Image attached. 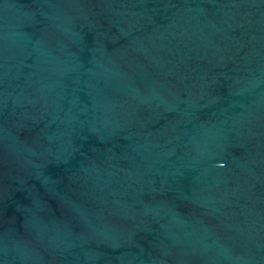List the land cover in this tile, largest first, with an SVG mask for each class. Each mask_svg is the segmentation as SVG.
<instances>
[{"label":"water","instance_id":"water-1","mask_svg":"<svg viewBox=\"0 0 264 264\" xmlns=\"http://www.w3.org/2000/svg\"><path fill=\"white\" fill-rule=\"evenodd\" d=\"M0 264H264V0H64L0 168Z\"/></svg>","mask_w":264,"mask_h":264}]
</instances>
